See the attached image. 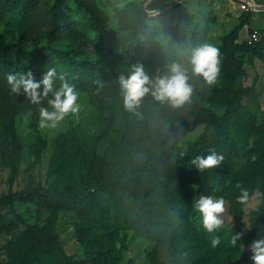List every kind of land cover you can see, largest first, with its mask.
Listing matches in <instances>:
<instances>
[{
    "label": "trees",
    "instance_id": "16d2710c",
    "mask_svg": "<svg viewBox=\"0 0 264 264\" xmlns=\"http://www.w3.org/2000/svg\"><path fill=\"white\" fill-rule=\"evenodd\" d=\"M41 2L0 0V14L18 11L22 17H28L40 13L47 19V29L39 40L20 43L5 37L0 40V101L3 104L1 110L7 109L2 122L0 152L13 171L18 169L22 153L14 115L21 110L26 98L11 93L6 80L9 73L31 72L34 80L39 82L48 68L55 67L58 74H62L75 88L78 84L86 86L94 83L95 86L101 84L109 89L112 84H119L121 74H129L132 64L151 53L147 38L161 34L164 20L175 17L168 10L158 11L163 7L161 0L149 1L130 23L123 25L119 52L121 69L112 71L110 65L98 64L88 55H83L77 47L64 48L58 45L67 30L73 32L78 29V24H82L94 34V40L102 49L112 53L116 30L110 23L107 11L92 0ZM135 10L137 3L128 2L122 8L121 16L127 17ZM179 24L176 21L169 30L172 35L170 46H175L179 41L193 48L206 40L209 24H197L191 30L185 24L179 30ZM246 24L245 21L237 24L218 47L221 72L218 82L211 89L201 78L193 81L189 79L193 89L191 101L180 109L160 104L150 94L143 98L140 107L127 119L121 132L115 160L98 152L106 132L103 130L91 144L75 153V178L60 188L41 185L25 191L10 192L2 196L0 202L11 204L17 200H33L55 210H72L81 216H90L103 207V194L107 193L115 222L132 227L141 235L158 239L170 219L188 218L193 208L188 185L194 183L203 195L224 197L230 203L232 226L229 229L221 227L213 233L205 232L209 244L214 236H219L221 243L214 248L216 252L228 249L232 256L241 260L240 263L246 261L247 264H254L252 252L246 255L240 250L244 204L237 203L240 189L235 185L239 182L249 194L257 187L262 189L263 201L251 211V231L246 239L249 242L264 239V123L257 128L253 145L247 147L248 143L241 132L243 126L240 117L242 100L249 90L243 85L247 73L243 56L261 53L264 37L256 43H249L247 39L240 42V31ZM146 72L153 79L157 75V69ZM163 72L160 70L161 74ZM55 83L58 87L60 81ZM216 98L223 99L226 105L223 113L212 111L206 106ZM99 106L106 119L112 121L114 113L109 94L99 100ZM201 124L206 125L205 129L195 141H181L183 133ZM209 149L223 155L224 161L219 167L200 173L190 161L197 155H208ZM184 152L186 155L182 156ZM237 159L246 161L237 167ZM58 167L53 161L52 173ZM237 234H241V238L236 246H232L231 237ZM203 259L205 256L200 257L201 261L194 258V263L217 264L210 258L206 262ZM7 264L32 262L14 258Z\"/></svg>",
    "mask_w": 264,
    "mask_h": 264
},
{
    "label": "rangeland",
    "instance_id": "374dc122",
    "mask_svg": "<svg viewBox=\"0 0 264 264\" xmlns=\"http://www.w3.org/2000/svg\"><path fill=\"white\" fill-rule=\"evenodd\" d=\"M53 1L42 0L41 3ZM92 1L110 15V23L116 30L113 52L107 53L102 49L94 40V34L82 27V24H78V29L73 32L67 30L58 45L64 48L77 47L83 55H88L98 64L110 65L112 71H118L121 69L119 52L123 25L130 23L151 0ZM131 1L137 3V10L122 17V8ZM259 1L264 3V0ZM161 2L163 7L158 11L168 10L175 17L170 16L164 20L161 34L147 38L151 53L141 57L139 63L148 71H164L167 65L178 62L189 68L192 81L199 78L191 75L188 63L192 48L179 41L175 46L169 45L172 36L169 30L176 21L180 22L179 30L183 24L190 30L197 24H209L205 41L216 47H220L226 35L243 21L247 24L240 31V42L255 29L264 34V13L249 16L241 10L236 0ZM46 29L47 19L40 13L28 17H22L18 11L0 14V40L5 37L18 43L34 42L42 38ZM243 58L247 72L243 85L249 90L242 100L241 132L248 143L247 147H251L256 139L257 128L264 123V49L254 56L245 54ZM76 91L80 111L66 117L55 129L41 130L38 127L39 106L28 100L14 115L15 128L21 141V161L18 169L13 171L0 152V198L10 192L25 191L41 185L62 187L65 182L76 177L74 155L77 150L91 144L103 130L106 132L98 152L110 160L116 159L121 132L132 114L123 106L119 84H112L109 89L101 84H78ZM106 94L111 96V110L114 113L112 121L106 119L99 106V100L104 99ZM41 106L47 107V101ZM206 106L218 113L226 109L221 98L208 102ZM2 107L0 101V147L2 122L7 110H1ZM205 126L201 124L183 133L181 141H195ZM53 161L59 165L55 173L51 171ZM245 161L237 159V167H241ZM188 189L193 202L203 195L197 184L190 183ZM103 198V207L90 216H81L72 210H55L33 200H17L11 204L0 202V264H7L14 258L28 260L32 264H196L194 258L200 260L202 256H205V262L210 258L217 264H247L246 261L240 263L241 260L232 256L228 249L216 252L211 247L204 236L207 231L202 226L201 217L194 208L184 220L170 219L162 228L164 232L160 233L158 239H154L115 222L112 219L110 197L104 193ZM225 201V223L222 227L229 229L233 218L229 211L230 203L227 199ZM262 201L263 191L257 187L250 193L249 202L244 204L240 250L246 255L251 253L250 246L253 243L246 239L251 231L250 214Z\"/></svg>",
    "mask_w": 264,
    "mask_h": 264
},
{
    "label": "clouds",
    "instance_id": "9594fccd",
    "mask_svg": "<svg viewBox=\"0 0 264 264\" xmlns=\"http://www.w3.org/2000/svg\"><path fill=\"white\" fill-rule=\"evenodd\" d=\"M220 56L219 48L207 41L193 47L189 53L188 63L191 75L201 78L209 89L218 82L220 77ZM118 79L123 95V106L128 112L135 113L143 98L149 94L155 101L160 104H168L174 109L183 108L191 101L193 89L189 84V68L178 62L167 65L162 74L160 69H157L154 79L147 74L144 65L137 62L130 66L127 76L120 75ZM6 80L12 94L23 95L31 104L39 106L38 127L41 130L55 129L66 117L80 111L75 85L70 84L62 74H58L55 67L48 68L39 82L34 80L31 72L9 73ZM57 80L60 81L58 87L55 83ZM41 88L42 91H40ZM45 100L47 107L41 106ZM208 151V155H197L190 161L191 165L200 173L219 167L224 161V156L218 154L214 149ZM181 155H186V152ZM235 187L240 189V194L236 198L237 203H248L250 200L248 190L243 188L239 182ZM225 205L224 197L213 198L200 195L194 200L193 208L199 213L202 226L208 233L215 232L225 223ZM240 238L241 234L232 235L230 244L236 246ZM220 243L219 236H214L211 240L213 248H216ZM250 250L254 264H264V239L253 241Z\"/></svg>",
    "mask_w": 264,
    "mask_h": 264
},
{
    "label": "built area",
    "instance_id": "2783aa9c",
    "mask_svg": "<svg viewBox=\"0 0 264 264\" xmlns=\"http://www.w3.org/2000/svg\"><path fill=\"white\" fill-rule=\"evenodd\" d=\"M243 12L252 14L264 13V3L259 0H236ZM264 37V34L258 29L253 30L245 38L249 43H256Z\"/></svg>",
    "mask_w": 264,
    "mask_h": 264
}]
</instances>
